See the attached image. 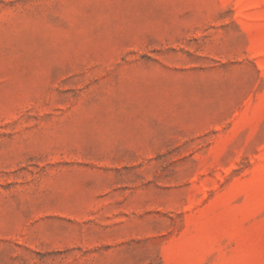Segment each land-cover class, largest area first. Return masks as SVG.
Masks as SVG:
<instances>
[{"label": "rangeland", "instance_id": "1", "mask_svg": "<svg viewBox=\"0 0 264 264\" xmlns=\"http://www.w3.org/2000/svg\"><path fill=\"white\" fill-rule=\"evenodd\" d=\"M0 264H264V0H0Z\"/></svg>", "mask_w": 264, "mask_h": 264}]
</instances>
